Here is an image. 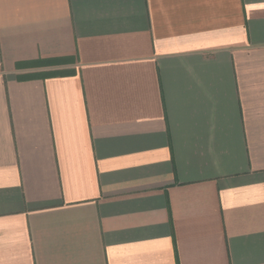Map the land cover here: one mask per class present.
<instances>
[{
    "label": "crops",
    "instance_id": "0c3cea01",
    "mask_svg": "<svg viewBox=\"0 0 264 264\" xmlns=\"http://www.w3.org/2000/svg\"><path fill=\"white\" fill-rule=\"evenodd\" d=\"M0 264H264V0H0Z\"/></svg>",
    "mask_w": 264,
    "mask_h": 264
},
{
    "label": "trees",
    "instance_id": "16d2710c",
    "mask_svg": "<svg viewBox=\"0 0 264 264\" xmlns=\"http://www.w3.org/2000/svg\"><path fill=\"white\" fill-rule=\"evenodd\" d=\"M66 61H68L67 58H48V59L39 60V62H41L42 65H46V66L55 65V64L62 63V62H66ZM66 73H68V71L50 70L48 72H40V73L31 74L30 77L36 76L37 74L42 77H46V76L63 75Z\"/></svg>",
    "mask_w": 264,
    "mask_h": 264
}]
</instances>
